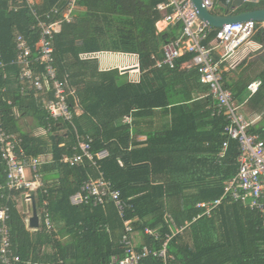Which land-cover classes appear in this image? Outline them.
Returning <instances> with one entry per match:
<instances>
[{
  "label": "trees",
  "instance_id": "trees-1",
  "mask_svg": "<svg viewBox=\"0 0 264 264\" xmlns=\"http://www.w3.org/2000/svg\"><path fill=\"white\" fill-rule=\"evenodd\" d=\"M166 1H79L74 21L64 24L54 39L53 54L58 77L68 75L83 111L74 117L72 126L48 117L43 109L47 97L36 96L27 88L20 91L17 79L11 83L0 77V88L7 87L0 96L4 128L23 140L28 156H52L51 163L40 170L44 211L52 234H31L16 205L7 204L6 227L12 250L21 260L18 264H26L31 254L43 264L55 263L57 256L64 264H111L112 257L123 254L119 243L122 221L112 201L105 200L92 209L70 203V197L87 179H97L98 171L119 192L124 218L135 219L134 230L141 235L149 228L161 235L156 248L169 234L170 226L184 228L168 243V253L174 257L168 264H264L263 219L256 211L224 196L225 183L238 170L240 144L225 134L228 122L217 113L216 101L208 86L200 83L197 69H181L192 55L178 59L174 69H156L152 60V56L161 59L163 45L176 38L180 30L178 24L170 33H156L155 24L162 18L157 6ZM11 2L15 4L0 0V63L6 64L14 60L16 33L32 47L37 41V35L30 37L33 19L27 8L22 5L17 13L12 12ZM59 2L41 0L38 12L45 13ZM259 9H264V0L248 3L237 13ZM210 30L208 43L217 32ZM253 38L262 42L264 29L260 28ZM100 52L138 55L140 82H129L118 70L100 71L95 59L79 58V54ZM214 59L220 61L217 54ZM115 60L118 66L135 68L133 63L122 65L119 58ZM241 65L224 70L226 63L220 64L223 87L231 92L236 104L247 98L248 113L264 114V66L253 77L251 66ZM254 79L261 83L250 96L247 86ZM27 118L33 121L32 133L20 126V121ZM48 124L51 129L46 134L36 135L37 129L47 130ZM247 133L264 141V125L249 126ZM78 137L91 153L107 152V157L99 161L95 158L96 166L86 157L75 166L62 164L64 156L82 155L80 150L74 151ZM224 143L227 148L220 157ZM4 180L0 165V185ZM216 201L220 203L210 217L194 221L204 211L197 204ZM139 235L136 237L140 239ZM137 242V248L150 245L146 237ZM44 246L54 249V255L42 252ZM142 264L163 261L149 257Z\"/></svg>",
  "mask_w": 264,
  "mask_h": 264
},
{
  "label": "built area",
  "instance_id": "built-area-1",
  "mask_svg": "<svg viewBox=\"0 0 264 264\" xmlns=\"http://www.w3.org/2000/svg\"><path fill=\"white\" fill-rule=\"evenodd\" d=\"M79 1L60 0L58 5L45 13L38 12L36 0H19L15 4L9 3V10L12 12L17 13L22 5L27 8L33 19L30 37L37 35V41L32 47L22 34L17 33L14 36V60L7 64L0 63V77L3 81L13 82L14 79H17L21 83L20 91L27 88L33 90L36 96L47 97L48 99L44 100L43 109L48 117L54 121L62 120L71 126L74 117L81 115L83 111L80 108L75 89L68 82V75L58 77L54 67L53 54L54 39L61 33L64 24H70L74 21L75 12L79 8ZM216 1L202 0L203 5L209 11L213 9ZM157 10L162 14V18L155 24L157 34H164L168 28L178 24H180V30L176 38L163 45L160 60L152 56V60L155 61V68L174 69L178 59L186 54L192 55V59L183 63L181 69H197L200 83L208 86L210 96L216 101L217 113H222L228 122L225 134L229 139L237 140L240 144V154L237 161L238 170L225 183L224 196H229L232 202L241 203L250 210L256 211L263 219L264 226V141L256 134L247 133L249 123L239 112V107L234 102L231 92L223 87V67L220 66V64L226 63L224 70H234L239 66V60L235 57L237 50L245 43L250 42L261 28V24H259L260 26L253 22L227 24L216 29L215 37L208 43L211 27L198 18L189 0H167L165 3L159 4ZM217 49H220L218 53L215 52ZM214 54L220 57L219 62L214 59ZM116 55L133 59V67L135 68L129 69V67L123 66L122 72H120L115 67L118 66L116 60L114 61L118 58ZM79 58L80 60H101L103 66L111 67L100 66V71L118 70L120 75L129 76L131 74L129 82H140L141 70L138 55L100 52L79 54ZM40 66L43 67L42 71L38 69ZM9 69H12L15 74L10 75ZM260 83L259 80H255L248 84L247 91L250 96L257 92ZM6 90V87H1L0 96ZM8 104L10 105L11 101ZM14 113L16 118L20 117L17 110H14ZM4 127L0 115V165L3 167V173H5V180L0 185V198L2 199L0 202V264H18L21 260L12 250L11 237L6 227V222L9 219L7 204L12 202L16 205L28 232L31 234H52L50 222L44 211L43 182L40 175L42 166L51 163L52 156H28L23 149V140L19 139L17 134L8 133ZM50 129L51 125L48 124L47 130L40 131L37 129L36 135H40L41 132L46 134ZM77 140L78 146L74 151L80 150L82 155H75L72 158L64 156L61 160L62 164L75 166L82 162L83 157H86L92 163L91 165L96 166L95 158L99 161L107 157V152H100L95 155L91 153L89 146L82 137H78ZM226 148L227 143H224L220 157L224 155L223 152ZM98 175L97 179H87L80 189L70 197V203L72 206L84 205L91 209L102 206L105 200L114 203L122 221V234L119 243L123 248V254L112 257L111 264H142V261L149 257L160 259L163 264H168V261L174 260V257L168 253V243L176 235L182 234L184 228H172L170 226L169 234L165 235L163 243L159 248H156L157 242L161 240V235L149 228H146L139 235L134 230L135 219L124 218V204L120 200L119 192L99 171ZM32 196L35 198L36 204L39 205L37 213L40 226L38 228H31L28 224V219L32 217ZM21 200L24 201L25 210H22L20 206ZM247 202L249 204L245 205ZM219 203L220 201L197 204L196 207L204 209V211L194 221L202 216L210 217L212 210ZM138 235L140 239L149 238L150 245L137 248V241L140 240L136 237ZM42 249V252L45 251L49 255H54L55 250L51 247L44 246ZM55 260V263L46 264H64L59 256ZM26 264L43 263L35 261L31 254Z\"/></svg>",
  "mask_w": 264,
  "mask_h": 264
},
{
  "label": "crops",
  "instance_id": "crops-1",
  "mask_svg": "<svg viewBox=\"0 0 264 264\" xmlns=\"http://www.w3.org/2000/svg\"><path fill=\"white\" fill-rule=\"evenodd\" d=\"M11 1H15V3L19 2V0H11ZM40 2H41V0H36V7L37 8H38V4ZM248 3H251V2L244 1L243 4L241 5V7H243L244 5H246ZM238 9H235V10H231V9L229 10L228 9V10H226V9L223 8L222 5L219 6L215 2L211 12L213 14H215V15H218V16H223V15H227V14L235 15V14H238L237 13ZM174 27L175 26L168 28L167 31L171 30ZM261 28L264 29V24H261ZM178 34H179V30L176 32V35H178ZM219 51H220V49H217L215 52L218 53ZM119 54H126V53H119ZM116 56L121 61V64L125 65V64H129V63H133L134 62V60L130 59V57H123V56H119V55H116ZM235 57L239 60V62H238L239 66L241 64H242L241 66H246V67L247 66L248 67L251 66V69H252V73L251 74H252V76L253 77L257 76L261 72V70L263 69V66H264V64H263V62H264V38H263L262 42L261 41L258 42L256 40V38L255 39L252 38L250 40V42L245 43L242 47H240L237 50V52L235 54ZM14 58H15V52L13 53V59ZM118 58H116V59H118ZM95 60H97V59H95ZM97 61H98L99 68H100V66H103V63H102L101 60H97ZM114 61H115V59H114ZM8 73L10 75H14L15 74V72L12 69H9ZM255 80L257 81V79H254L253 81H255ZM11 83H13V82H11ZM3 87H6V86H3ZM246 100H247V98L244 100L243 103L237 104L238 107H239V112L244 116L246 121L249 123V126H252V127L253 126H257V127L263 126L264 125V114L263 113L258 114V113H255L253 111H250L248 113L247 112V110H248L247 109V103H245ZM126 121H128V118H126Z\"/></svg>",
  "mask_w": 264,
  "mask_h": 264
},
{
  "label": "water",
  "instance_id": "water-1",
  "mask_svg": "<svg viewBox=\"0 0 264 264\" xmlns=\"http://www.w3.org/2000/svg\"><path fill=\"white\" fill-rule=\"evenodd\" d=\"M193 5L198 18L204 21L209 27L213 29H220L227 24L234 23H258L264 24V9L252 10L240 14H227L223 16H218L209 11L204 5L202 0H189ZM258 3L259 0H217L216 4L222 5L226 10H235L241 7L243 2ZM22 210H25L24 201L21 200L20 204ZM38 206L36 204L35 198L32 196L31 213L32 217L28 219V224L31 228H38L40 222L38 220Z\"/></svg>",
  "mask_w": 264,
  "mask_h": 264
},
{
  "label": "rangeland",
  "instance_id": "rangeland-1",
  "mask_svg": "<svg viewBox=\"0 0 264 264\" xmlns=\"http://www.w3.org/2000/svg\"><path fill=\"white\" fill-rule=\"evenodd\" d=\"M79 9L80 8H78L76 10V12H75L76 14L78 13ZM169 33H170V30H169ZM103 67H111V66H103ZM115 67H117L120 70V72H122L121 71V68H122L121 66H115ZM130 77H131V74H130ZM130 77L128 75H125V78L128 81H129ZM20 123H21L20 126L22 127L24 132L32 133V130L34 129V127H33V121H32L31 118L23 119V120L20 121ZM25 173L27 174V171ZM28 175L30 176V173H28ZM248 204H249V202H247L245 205H248ZM66 240H64V241H66Z\"/></svg>",
  "mask_w": 264,
  "mask_h": 264
}]
</instances>
